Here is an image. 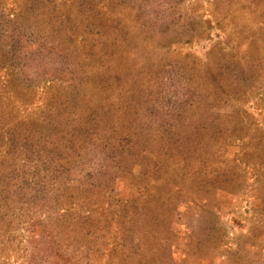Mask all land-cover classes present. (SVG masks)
Returning <instances> with one entry per match:
<instances>
[{
  "label": "rangeland",
  "instance_id": "374dc122",
  "mask_svg": "<svg viewBox=\"0 0 264 264\" xmlns=\"http://www.w3.org/2000/svg\"><path fill=\"white\" fill-rule=\"evenodd\" d=\"M0 264H264V0H0Z\"/></svg>",
  "mask_w": 264,
  "mask_h": 264
}]
</instances>
